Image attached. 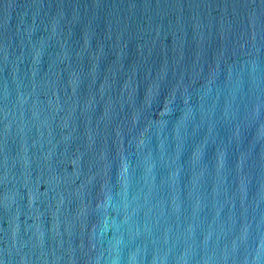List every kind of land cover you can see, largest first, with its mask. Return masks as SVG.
<instances>
[{"label":"water","instance_id":"water-1","mask_svg":"<svg viewBox=\"0 0 264 264\" xmlns=\"http://www.w3.org/2000/svg\"><path fill=\"white\" fill-rule=\"evenodd\" d=\"M0 264H264V0H0Z\"/></svg>","mask_w":264,"mask_h":264}]
</instances>
